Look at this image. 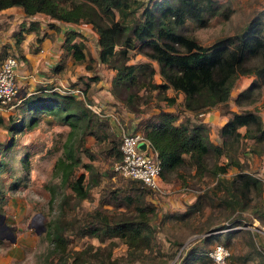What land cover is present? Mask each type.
I'll return each mask as SVG.
<instances>
[{"label": "rangeland", "instance_id": "1", "mask_svg": "<svg viewBox=\"0 0 264 264\" xmlns=\"http://www.w3.org/2000/svg\"><path fill=\"white\" fill-rule=\"evenodd\" d=\"M152 2L139 0L142 5ZM263 6L264 0H214L213 11L203 13V23L187 18L180 30L198 43L209 44L220 36L239 34L247 21ZM141 7L129 8L126 20L139 19ZM117 15L118 11L115 10ZM30 20L34 22L37 33L39 29L44 30L45 34V28H52L49 31L52 41L62 40L68 28L79 30L73 40L83 43L85 59L74 61L61 46L57 55H51L54 59H50V67L43 66L44 69L38 70V76L42 74L44 79L50 80L34 81L32 90L35 91L29 93V87H19L20 92L16 97L23 95L24 98L3 111L4 114L0 113V214L8 225V232L14 233L13 240L6 237L9 233H0V264H91L95 255L109 256L112 264H213L207 251L218 242L229 250L226 264H264V138L253 145V149L259 152L251 151L252 140L245 138L237 153L243 167L262 181L260 194L243 209H229L223 200L210 191L215 176L207 171L195 173L187 159L169 174V180L162 181L164 193L142 191L143 195H139L140 190L136 192L130 185L141 184L130 181L112 169L115 156L108 148L119 144L120 130L105 112L112 110L120 124L128 126V122L120 119V108H112L110 102H102L100 98L91 96L94 90L98 94L105 92L103 89L107 87L109 90L113 75V70L107 64L96 59V33L89 23L67 25L59 22L51 26L52 21L44 13L29 17L23 15L19 6L0 8V60L9 54L18 56L24 41L22 37L16 45L15 33L20 26H27ZM40 24L42 27H39ZM53 48L57 49V46ZM127 52V62L148 61L156 68L153 60L136 49H127ZM252 78V74L238 75L226 102L202 114H199L200 111L193 113L185 110L181 103L182 95L170 88L165 90L167 94L175 95V101L170 105L158 99L156 88L150 91L140 89L132 100L137 109L133 112L139 116L133 125L141 130L144 118L155 113L158 108H163L172 111L176 121L187 116L190 120L204 122L208 125L209 138L219 142V123L227 118L230 111H239L243 107L255 108L264 123V87L259 89L256 99L250 104L237 106L233 102L235 94ZM153 79L159 81L155 72ZM74 86L86 87V101L99 106L102 114L86 107L90 113L94 112L95 117L105 120L107 127L98 125L94 131L95 127L92 126L93 131H86L83 126L85 118L77 109L78 103L74 102L59 104L61 107L59 109L58 106L56 112L53 109L48 111L43 103L35 105V99L32 108L25 107L24 100L27 97L50 90L80 95L78 91H68ZM84 105L82 103L81 106ZM64 113L69 114L68 121L59 118ZM238 129L242 131L243 126ZM66 141L80 159L73 166L69 179H75L87 187V196L83 198H77L67 182L60 178L54 165ZM82 147H86L92 156H88ZM223 160L222 155L218 157V161ZM83 164L89 165L85 167ZM236 170L237 167L230 166L224 176L229 177ZM109 188H117L119 194L131 193L133 199L126 203L121 196L116 204H103L108 208L107 213L121 211L129 216L136 213L135 205L148 202L153 205V209L147 213V221L152 228L147 246L128 247L123 237L118 235L99 239L96 236L76 235L69 229L63 232L67 243L57 238L52 240L55 233L59 232L60 223L82 221L86 212L97 205L99 196ZM63 194L67 196L65 201ZM197 194L202 203L191 207L189 204L195 201ZM8 202L13 211L5 206Z\"/></svg>", "mask_w": 264, "mask_h": 264}, {"label": "trees", "instance_id": "2", "mask_svg": "<svg viewBox=\"0 0 264 264\" xmlns=\"http://www.w3.org/2000/svg\"><path fill=\"white\" fill-rule=\"evenodd\" d=\"M140 5L139 19L132 18L128 22L126 14L129 8ZM9 6H19L24 16L44 13L52 21L51 26L58 21L89 23L96 33L97 61L107 64L113 70L109 91L115 100L130 111L137 110L132 100L140 89L150 91L156 88L158 99L170 105L175 101L174 94L165 92L170 88L182 95L181 103L185 110L197 113L226 102L240 74H252L253 78L233 97L237 106L252 103L259 89L264 87V6L247 21L239 34L220 36L209 44L198 43L183 33L180 26L187 18L203 23V13L213 11L214 0H153L149 5H142L139 0H0V8ZM115 10L118 11L117 16ZM33 23L30 20L27 26H20L15 33L16 45L23 37V32L35 30ZM78 32L68 28L61 42L62 48L74 61L85 59L83 43L73 40ZM34 39L39 41L41 36L36 32ZM127 49H136L153 60L156 68L148 61L127 62ZM15 56L22 57L21 54ZM154 72L158 74L159 81L153 79ZM72 89H79L80 95L50 90L48 93L27 97L24 100L25 107L32 108L35 99V105L43 103L48 111L53 109L56 112L59 104L74 102L78 103L77 109L85 118L83 126L86 131H93L92 126L95 127L94 131L98 125L107 127L105 120L98 119L87 108L84 94L86 87L74 86ZM81 101L84 106H81ZM68 115L64 113L59 118L68 121ZM175 119L172 111L158 108L155 113L144 118L141 128L144 137L156 150L162 181L169 180V174L175 172L187 159L195 173L203 174L207 171L215 176L210 191L231 210L245 208L251 199L260 194L261 178L245 169L237 155L245 138L252 140L250 150L259 152L253 149V145L264 138V123L255 108L243 107L239 111H230L217 129L219 142L209 138L208 125L204 122L190 120L187 116L179 121ZM240 126H243L242 131L238 129ZM81 149L92 156L86 147ZM108 149L115 156L113 161L120 157L118 144ZM221 155L224 160L218 161ZM79 161L66 141L54 165L60 178L67 182L77 198H83L87 196V187L75 179H69L73 166ZM83 165L88 167L89 164ZM230 166L237 167V170L226 177L224 172ZM91 179L94 182L92 176ZM129 179L141 184L130 185L136 192L140 190L139 195H143L142 191L150 192L140 180ZM121 196L126 203L133 199L131 193L119 194L117 188H109L99 196L97 205L86 212L82 221L60 223L59 232L55 233L52 240L57 238L67 243L63 232L69 229L76 235L96 236L99 239L118 235L123 237L128 247L144 248L149 244L152 231L147 213L153 209V205L149 202L135 205L136 213L129 216L121 211L107 213L108 208L103 204H116ZM62 197L64 201L67 200L66 194ZM201 203L200 195L197 194L195 201L189 205L200 206ZM94 257L91 264H112L109 256Z\"/></svg>", "mask_w": 264, "mask_h": 264}, {"label": "built area", "instance_id": "3", "mask_svg": "<svg viewBox=\"0 0 264 264\" xmlns=\"http://www.w3.org/2000/svg\"><path fill=\"white\" fill-rule=\"evenodd\" d=\"M17 57L13 54L6 55L0 60V111H5L19 101L17 84ZM68 91H79L69 89ZM86 105L95 113L101 115L100 107L86 102ZM203 112H199L202 114ZM119 126L120 140L118 148L120 157L112 162V169L119 175L127 178H134L141 181L151 192L164 193L162 179L160 177V161L156 150L144 137L142 130L136 129L134 123L131 125L120 124L112 111L105 112ZM144 141L145 145L140 146ZM213 264H226L229 254L228 248L222 243H215L207 251Z\"/></svg>", "mask_w": 264, "mask_h": 264}, {"label": "crops", "instance_id": "4", "mask_svg": "<svg viewBox=\"0 0 264 264\" xmlns=\"http://www.w3.org/2000/svg\"><path fill=\"white\" fill-rule=\"evenodd\" d=\"M58 23H59V21L56 22V24H58ZM62 23H66L67 25L73 24L71 22H62ZM39 27H42V25L40 24ZM45 30H46V33H48L49 35H45L46 33L43 34L44 30H39V29L37 30L38 31L37 34L39 36H41V39L39 41H35V39L33 38L34 35L36 34L35 30H33V29L29 30L23 34L22 39L24 42L21 43L20 51L18 52V55L21 54L22 57L17 58V60H18L17 84H18V91L19 92H20L19 87H23V86H27L31 89L27 93L35 91V90H32L34 81H44V80L48 81V80H50V78L44 79L42 77V74L40 76H38L39 75L38 70L44 69V68H42L43 66H49L50 59L53 57L51 55L53 54L55 56V55H57L56 54L57 52L61 51L60 43L62 42V40H59V41L55 40L56 42L52 41L51 35L49 33V31L52 30V28H45ZM59 35L62 36V33H59ZM29 46H31V47H29ZM55 46H57V49L53 48ZM41 52H42V54H39ZM41 57H42V59H41ZM52 59H54V58H52ZM103 90L105 92H102V94H98V91L94 90V91H92L91 96L94 99L100 98L102 102H105V101L110 102V106L112 104V106H111L112 108L113 107H117L118 109L120 108L118 111V115L120 116V119L122 118L125 120V122H128V125L133 124L135 122V120L137 121V117H139V116H137V114H135L133 111L128 110L121 102L115 100L113 95L108 90V87L106 89H103ZM21 98L22 99L24 98L23 95L21 97L17 96V99L20 100ZM111 107H110V109H112ZM110 111H112V110H109V112ZM0 113L4 114L5 112L3 113V110H2V111H0ZM116 114H117V112H116ZM225 119H226V117L221 121V123ZM219 125H220V123H219ZM141 143H142L141 146L145 145L144 141H141L140 144ZM5 206L8 207V210L13 211L9 202ZM16 212H15V214H16Z\"/></svg>", "mask_w": 264, "mask_h": 264}, {"label": "water", "instance_id": "5", "mask_svg": "<svg viewBox=\"0 0 264 264\" xmlns=\"http://www.w3.org/2000/svg\"><path fill=\"white\" fill-rule=\"evenodd\" d=\"M142 145V143L140 144V146ZM0 221H2V223H1V225L2 226H4V227H7L8 225H6L4 222H3V215L2 214H0ZM10 227V226H9ZM9 233V235L7 236L6 235V237L8 238V239H10V240H13L14 239V233H13V231H10V232H8Z\"/></svg>", "mask_w": 264, "mask_h": 264}, {"label": "flooded vegetation", "instance_id": "6", "mask_svg": "<svg viewBox=\"0 0 264 264\" xmlns=\"http://www.w3.org/2000/svg\"><path fill=\"white\" fill-rule=\"evenodd\" d=\"M1 223H2V221H0V233L1 234L8 233L9 230L6 227L2 226Z\"/></svg>", "mask_w": 264, "mask_h": 264}]
</instances>
